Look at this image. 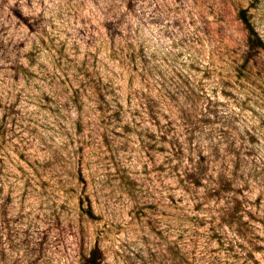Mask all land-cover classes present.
Segmentation results:
<instances>
[{
    "label": "rangeland",
    "instance_id": "1",
    "mask_svg": "<svg viewBox=\"0 0 264 264\" xmlns=\"http://www.w3.org/2000/svg\"><path fill=\"white\" fill-rule=\"evenodd\" d=\"M264 0H0V264H264Z\"/></svg>",
    "mask_w": 264,
    "mask_h": 264
},
{
    "label": "trees",
    "instance_id": "2",
    "mask_svg": "<svg viewBox=\"0 0 264 264\" xmlns=\"http://www.w3.org/2000/svg\"><path fill=\"white\" fill-rule=\"evenodd\" d=\"M240 20L243 23L245 29L248 31L249 35L254 39V42L258 45V47L264 49V43L256 32L246 11H242L240 13ZM87 264H102L101 253L98 248L92 251L91 255L87 259Z\"/></svg>",
    "mask_w": 264,
    "mask_h": 264
}]
</instances>
